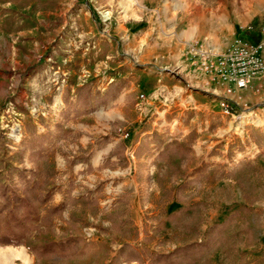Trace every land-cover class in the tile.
I'll list each match as a JSON object with an SVG mask.
<instances>
[{"label":"rangeland","instance_id":"374dc122","mask_svg":"<svg viewBox=\"0 0 264 264\" xmlns=\"http://www.w3.org/2000/svg\"><path fill=\"white\" fill-rule=\"evenodd\" d=\"M67 1L0 0V17L4 19L0 24V125H3L2 122H8L11 119L21 120L23 131L26 133L29 123L41 119V117L32 116L24 107V104L29 102L32 97L35 98V96L36 98L42 97L43 101L53 102L55 88H51L50 80H45L46 77H43L46 69L49 72L45 75L52 74L54 70L61 68V66L62 70L65 68L72 70L71 79L63 88V96L66 88L71 84L84 86L78 85V77L83 73V66L90 68L92 72L91 82L94 73L88 64V57L103 50V41L110 44H114L117 39L119 42L127 41L129 39L128 33H123L118 38L115 36L114 29L117 25L128 23L126 20L127 12L132 4L136 2L144 3L143 0H116L120 1L118 6H107L96 0H87L88 4L90 2L91 5L74 4L75 0H70L65 5ZM219 1L166 0V9L173 12L167 20L168 34L171 37H175L176 34L180 35L179 15L182 13L188 18V26L181 32V35L185 38L182 47L186 48L187 55L198 56L199 54L203 55V52H210L214 55L223 49V44H216L214 39H211V43L217 46L215 51L211 52L202 48V41H195L198 25L194 20L190 22L191 17L200 5L211 8L215 7ZM222 1L224 4L228 2V0ZM244 1L236 0V3L243 5ZM105 7L114 9L115 15L109 29L103 32L104 25L101 22L99 11ZM122 8L124 11L120 12ZM87 11L90 12L92 17H96L99 23L98 30L87 26L85 23ZM74 17L78 19L77 27L84 32L85 36L77 38V41H81L80 49L75 50L76 53L72 57V62H68L71 64L65 65L63 61L68 54L64 50L66 45L71 40L73 41L76 33L73 30L75 25L72 26ZM224 23L227 24L226 21ZM234 40L235 43H238L239 40L244 39L236 36ZM88 41H90V50L87 56H83L85 49H87L85 42ZM92 45H96L95 50L92 49ZM128 53V56L132 58L131 52ZM50 56L52 59L48 58ZM109 56L111 57L108 58ZM114 58V53H107L101 60H107L106 64H108ZM91 60L93 64L100 59ZM134 60L140 62L137 56ZM36 64L41 69L28 74L27 69ZM162 72H169V69H163ZM204 91L206 90L195 94L194 90L184 88V92L178 94L174 101H171L170 96H168L170 92L163 89L157 91L160 94L157 95V99L155 97V100H157L155 105L159 110L168 109L172 112L171 116L174 119L175 126L184 121L187 130L191 131L195 124V121L190 122L191 116L194 115L195 111L204 109V106L199 104H204L212 99ZM186 93L194 95L199 100L195 101L189 97L187 98ZM152 96L153 93L151 95L147 94L148 100L142 102L140 97L138 102L142 106L148 102L153 103L154 98ZM40 98L39 100H41ZM250 109H257L261 118L259 125H253L248 121L246 115H248ZM240 111L244 112L243 118L235 120L231 117L228 119L227 117L221 119L219 117L215 127L211 126L210 123V130L204 136L206 138L211 132L216 134L210 138L211 140L228 137L230 145L236 146L234 150L238 149L236 152L233 150L230 154L231 158L233 156L235 159L232 166L220 162V166H217L220 168L211 167L214 162L208 160L198 167H194L195 163L190 167H181L185 160L189 165L191 160L189 156L191 150H193L191 146L197 143L196 138L199 134L193 130L186 142L175 143L168 152L167 156H173L169 172L164 175L155 170V185L160 193L155 196V191L149 190L150 194H146L145 197H137L135 199L137 207H134L132 212V205H128V203L130 196L137 187L134 180L136 170L134 176L127 180L122 197L105 214H102L100 204L102 187H99L93 193H97L95 195L97 198L92 196L87 203L80 201V197H73L70 194V190L74 189L77 196L88 186L79 188L74 182L73 168L63 171V158L56 160L54 156L57 142L62 138H67V134L63 132V129L58 127L56 133H50L47 136L48 146L44 155L41 152H36L29 153L26 156H24V152L27 149L25 145L29 139L27 135L17 145V149L10 151L6 147L5 136L0 129V134L3 137L0 160V168L3 169L0 174L5 177L4 179H7L6 175L9 174L8 179L10 182H7V184L11 188L21 191L28 182L42 181L45 158L52 166L53 176L46 188V192L50 193V199L46 204L39 206L34 222L35 229L30 233V237L35 239L39 233H42L47 235L50 240L60 241L63 238L72 236L78 239L81 245H87L85 246L86 254L73 260L38 258L37 254L33 253L25 243L0 246L25 248L31 256V264H108L107 261L117 254L118 249L124 243L134 245L140 249L145 257H149L152 253H170L188 243L207 241L209 237L217 235L211 232L212 226L222 225L231 218L232 221L226 225L222 234L218 235L213 241L212 250L203 259L192 264H264V151H261L257 157L247 162L243 161L245 157L236 155L244 149L240 147L242 140H247L248 136L254 140V137L264 132V103L255 106L247 105L240 108ZM187 113L190 116L185 119ZM97 114L100 117L106 115L108 118L115 119L123 116V113L111 108L99 109ZM3 115H5V118H2ZM229 120L231 122L228 124ZM51 122L49 115L48 123L42 124L39 128L40 134L51 131ZM201 125L203 128L204 124ZM218 127L220 129H217ZM116 137L119 140L118 134ZM71 142L81 146L79 141ZM125 142L126 148L128 142ZM73 149L76 150V154L80 153L79 149H75V147ZM103 155L104 151L94 153L96 165L101 164ZM27 164L31 166L30 170L25 168ZM224 165H226V168H224ZM115 167L117 166L113 168ZM97 169L102 175L101 165L97 166ZM181 169L184 171L181 172ZM64 173L70 174L69 180L71 182L67 183L65 189L60 188L63 201L61 198L55 199L54 194L58 183L64 181L62 178ZM65 193L66 195H64ZM78 203L88 205V211L77 206ZM67 205L69 212L65 216L63 212ZM54 206L61 207V210L54 215L50 223L45 219V216L49 207ZM117 221L124 222L117 224ZM210 222L215 224L209 225L207 228H201L203 224H209ZM91 224L97 225L96 234L91 240H86L84 227ZM118 264L139 263H127L121 260Z\"/></svg>","mask_w":264,"mask_h":264},{"label":"crops","instance_id":"0c3cea01","mask_svg":"<svg viewBox=\"0 0 264 264\" xmlns=\"http://www.w3.org/2000/svg\"><path fill=\"white\" fill-rule=\"evenodd\" d=\"M96 1L107 6L120 4V1L116 0ZM143 2V4L138 2L132 4L129 11L126 10L128 23L117 25L114 29L116 37L120 38L121 34L128 33L129 39L121 42L117 39L114 44L103 41V50L88 57V64L94 73L93 79L87 85L71 84L66 88L62 111L50 115L51 131L40 134L39 130L42 124L48 123L49 117L29 123L28 129L26 128V135L29 139L25 145L27 149H24V156L36 152L44 155L48 146L47 136L50 133H56L59 127L67 134V138H62L57 142L58 145L54 152L56 160L62 157L63 164L69 170L73 168L77 160L88 162L91 176L99 179L101 175L94 160L96 151H104L101 168L126 164V142L119 141L116 137L118 131L125 128L130 133L129 141L135 144L137 151V167L134 177L137 187L134 191L132 190L133 194L128 203L132 205L131 212L134 207H137V201H135L137 197H145L146 194H150L149 190H154L155 196L160 193L155 185V170L164 175L169 172L173 156H167L168 152L175 143L186 142L193 130L199 134L196 138L197 143L190 145L193 150L189 156L191 157L189 165L185 160V165L181 164V167H190L194 163V167H198L208 160L214 162L211 167L220 168L217 167L220 166V162L232 166L235 159L233 156L231 158L230 154L236 146L230 145L228 137L211 140L210 138L216 135L211 132L205 138L204 136L210 130V123L215 127L219 117L220 119L226 117L234 119L226 112V103L231 107L237 106L239 110L247 105L255 106L264 103V72L258 75L248 87L236 90L232 95L228 94L226 92L228 84L223 83L215 73L206 72L201 67L200 62L203 60V55H187L186 48L182 47L185 38L181 32L188 26V18L185 14L179 15L180 35L176 34L175 37H171L168 34L167 20L173 12L166 9V0H143ZM75 3L86 5L88 1L75 0ZM88 5L91 3L89 2ZM3 20L0 17V24ZM192 20L198 25L195 41H202V48L211 52L217 49V46L211 43V39H214L216 44H223L220 52L235 43L236 36L250 42L264 40V0H245L243 5L237 4L236 0H228L225 4L220 0L215 7L211 8L200 5L190 22ZM225 21L227 24L224 23ZM85 23L98 30L99 23L89 11L85 14ZM128 52H131L132 58L128 56ZM107 53L115 54L114 60L108 64H106L107 60H101ZM136 56L140 62L134 60ZM91 59L100 60L92 64ZM37 65L30 66L27 73L32 74L40 70L41 67ZM163 69H169V72L163 73ZM184 88L194 90L195 94L206 90L204 92L212 97L210 101L199 104L204 106V109L195 111L191 116L190 122L195 121L191 131L187 130L184 121L175 126L171 116L172 112L168 109L159 110L155 105L157 102L155 97L157 99V95L160 94L157 91L168 90L169 98L174 101L178 94L184 92ZM151 93H153V103L148 102L142 106L138 102L141 95H145V99H141L144 102L148 100L147 94L151 95ZM185 95L195 101L199 100L192 94L186 93ZM102 108L117 109L123 113V116L119 119L108 118L106 115L100 117L97 113ZM188 116L190 114L187 113L185 119H188ZM230 122L231 120L228 124ZM201 124H204L203 128ZM33 137H43L44 140L41 144L32 145ZM75 140L79 141L81 146L71 142ZM74 147L79 149L80 153L76 154ZM240 147L244 149L236 155L245 157L243 161H251L261 151H264V132L254 137V140L248 136L247 140H242ZM243 161L241 160V163ZM2 169L0 168V171ZM183 171L181 169V172ZM6 172L9 173L7 170ZM6 176L5 182H10L9 174ZM84 189L77 196L74 189L70 190V194L73 197H80V201L82 198L89 199L97 195L89 191V187ZM95 204L97 205L96 201ZM77 206L88 211V205L78 203ZM212 224L215 223L203 224L201 228H207ZM109 262L110 260L107 261L108 264Z\"/></svg>","mask_w":264,"mask_h":264},{"label":"built area","instance_id":"2783aa9c","mask_svg":"<svg viewBox=\"0 0 264 264\" xmlns=\"http://www.w3.org/2000/svg\"><path fill=\"white\" fill-rule=\"evenodd\" d=\"M124 11L122 8L120 12ZM119 12V13H120ZM100 19L104 25L103 32H106L112 20L114 19L115 10L111 7L102 8L99 11ZM73 25L75 30V37L73 41L71 40L65 48V53L68 56L64 59L63 64H71L73 56L76 51L80 49V42L77 41V38L84 37V32L80 31L77 27L78 19L73 18ZM90 41L85 42V54H88L90 50ZM92 49L95 50L96 45H92ZM76 50V51H75ZM203 60L200 62L201 67L206 72L215 73L223 83L228 84L226 87V92L232 95L236 90L244 89L250 85V83L261 73L264 72V40L259 42H250L239 40L238 43L231 45L228 49L222 52L215 53L212 55L210 52H203ZM52 59V57H48ZM110 58V57H108ZM64 65V67H65ZM60 67V66H59ZM61 68H58L52 72V74H46L49 72L48 69L45 70L43 77L45 80H50L51 88H55V96L53 102L49 103L42 100V97L35 98L32 97L29 99V102L24 104V107L28 112L36 118H48L49 115H55L62 111L64 107L63 103V88L71 79L70 68H65L62 71ZM82 74L79 75L78 85H86L90 83L92 72L90 68L84 67ZM44 77V78H45ZM43 78V79H44ZM145 98V95H141V99ZM234 100V99H233ZM237 102V100H234ZM13 105V103L11 102ZM226 112L231 114L235 120L243 118V113L240 110L234 112L232 108L226 103ZM248 121L253 125H259L261 118L257 109H250L248 112ZM5 118V115L2 116ZM252 119V120H251ZM12 120V121H11ZM8 122H2L0 129L2 130L3 135L5 136V144L8 150L12 151L17 149V145L22 141L23 138H26V133L23 131V125L21 120L11 119ZM40 128V127H39ZM119 141H127L125 148L126 155V164L123 166H117L115 168L106 166L102 168V175L99 179L92 177L90 172V164L84 161H76L73 166L74 182L79 188H84L86 185L90 187L89 191L94 193L99 187H102V198L100 200L102 214H105L107 210L113 206L118 199H120L124 193L126 182L128 179L134 176L136 170V148L135 144L130 139V133L121 128L118 133ZM100 164H97L99 166ZM63 171H66V167L62 164ZM30 170L31 166L27 164L25 167ZM62 178L64 179L63 183H58V187L55 190L54 198H61L64 201L60 188H66L67 183L71 182L69 180L70 174L64 173ZM62 201V202H63ZM68 205L64 210V215L68 214ZM94 220V218H92ZM97 230V225H89L84 227V237L86 240H91L95 236Z\"/></svg>","mask_w":264,"mask_h":264},{"label":"trees","instance_id":"16d2710c","mask_svg":"<svg viewBox=\"0 0 264 264\" xmlns=\"http://www.w3.org/2000/svg\"><path fill=\"white\" fill-rule=\"evenodd\" d=\"M230 106V105H229ZM231 107V106H230ZM232 110L236 113L238 107L233 105ZM43 137H33L32 145L41 144ZM3 146V137L0 134V160ZM44 178L42 181L28 182L21 191L11 188L4 177L0 174V245H25L38 258H50L56 260H73L86 254V244L81 245L78 239L68 236L60 241L50 240L47 235L39 233L35 239L30 233L35 229V218L40 205L46 204L50 199V193L46 188L53 176L52 166L48 159H44ZM84 203L87 198L81 199ZM61 207H49L45 219L51 223L55 214ZM121 211V210H120ZM232 221L229 218L224 224L211 227V232L217 235L209 237L207 241H196L185 244L170 253H152L149 257L130 243H124L118 249L115 257L110 259L109 264H118L121 260L127 263L139 264H192L204 258L213 248V241L222 234L226 225ZM117 221V224L123 223Z\"/></svg>","mask_w":264,"mask_h":264},{"label":"bare ground","instance_id":"6f19581e","mask_svg":"<svg viewBox=\"0 0 264 264\" xmlns=\"http://www.w3.org/2000/svg\"><path fill=\"white\" fill-rule=\"evenodd\" d=\"M19 261V262H17ZM32 259L25 248L0 246V264H31Z\"/></svg>","mask_w":264,"mask_h":264}]
</instances>
